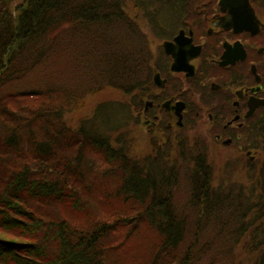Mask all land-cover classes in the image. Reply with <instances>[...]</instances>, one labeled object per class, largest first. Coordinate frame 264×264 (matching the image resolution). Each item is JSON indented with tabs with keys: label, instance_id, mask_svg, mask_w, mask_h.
<instances>
[{
	"label": "trees",
	"instance_id": "trees-1",
	"mask_svg": "<svg viewBox=\"0 0 264 264\" xmlns=\"http://www.w3.org/2000/svg\"><path fill=\"white\" fill-rule=\"evenodd\" d=\"M128 6L0 0V264H264V139L246 193L213 186L205 152L184 148L189 164L168 166L166 152L136 153L124 135L153 74ZM60 49L70 85L48 71ZM105 90L123 99L88 104ZM240 243L251 261L233 255Z\"/></svg>",
	"mask_w": 264,
	"mask_h": 264
},
{
	"label": "flooded vegetation",
	"instance_id": "flooded-vegetation-1",
	"mask_svg": "<svg viewBox=\"0 0 264 264\" xmlns=\"http://www.w3.org/2000/svg\"><path fill=\"white\" fill-rule=\"evenodd\" d=\"M153 2L156 5L153 20L158 21V32L162 33L163 59L156 65L162 70L160 76L165 84L161 89L145 92L142 113L149 119L145 123L153 118L155 121L158 111H163L171 121L176 120L174 105L181 101L183 125L187 120L196 125L205 119L214 139L221 144L238 142L240 130L245 127L261 134L264 130V0ZM178 36L179 42L175 40ZM164 41H170L175 49L187 55L184 71H171L174 58L165 53ZM146 101L150 102L147 108ZM168 126L173 129L171 122H167ZM249 152L253 153L247 150L249 160L254 161Z\"/></svg>",
	"mask_w": 264,
	"mask_h": 264
},
{
	"label": "rangeland",
	"instance_id": "rangeland-1",
	"mask_svg": "<svg viewBox=\"0 0 264 264\" xmlns=\"http://www.w3.org/2000/svg\"><path fill=\"white\" fill-rule=\"evenodd\" d=\"M138 1L140 0H127V5H129L128 13L136 23L139 30L146 35L149 47L148 49H150V53L152 55L150 63L154 66L155 64H159L163 59L160 51L162 33L157 34V30L154 31V27H157L158 23L157 20H153L156 5L153 0H142L144 1V3H141L142 5L139 4ZM64 46L65 45H63V47ZM56 55L57 58L54 61V67L48 71H50V73L58 71L59 74L61 70L63 71L62 78L65 79L64 73L70 72V62L67 61V59H63V57L70 56L71 54L68 50L60 49L56 51ZM62 78H60L59 81L61 85L64 83L66 85H70V83L66 81L67 78L64 82H61ZM148 87L149 86L147 85L144 89H147ZM13 88L16 90L22 88V86L19 83H15ZM152 90L153 89L150 90V93ZM132 96L129 98V104H135L139 98L136 95ZM116 98L120 100L123 99L121 92L118 93L113 90H105L101 93L87 97L88 104L91 105L100 100L101 102L108 99H110L109 101H112ZM145 98L146 97H144V99ZM32 100L33 99L31 98H22L20 96L15 98L16 103L14 104L25 106L28 105L29 102H32ZM142 109L141 105L140 107L132 105V115L130 119L134 125H131L129 129H124H128L127 131H123L124 135L130 139L135 147L136 153L138 152L143 155H148L153 152V147L155 149L158 148L163 153L166 152V155L171 158V160L168 161V166H178L180 168L182 164L185 165L186 161V165L189 164V160L181 156V150L185 148L184 153L186 152L187 155L190 156L192 153L190 151L197 149L199 152H205L206 154L207 164L209 168H211L213 186H223L228 189L231 184H235L236 188L242 186L244 192L246 193L253 189V185L256 184V182H253L254 172L250 173L249 168H251L254 164L257 166L260 161L263 160L262 144H260V141L264 139L263 136L260 137L261 140L258 138V143L254 129L246 127L242 128L240 130L241 138L238 142H234L232 144H221L220 141H216L214 139L209 123L205 119L197 121L196 125L193 123H185L182 128H179L175 124V119H172L171 121L163 111H158L159 117L156 118L155 121L153 120L154 118L150 119L149 123L146 124L145 122L149 119L145 118L142 113ZM155 113L156 111L153 110V114ZM151 114L152 112H149V115ZM152 121L155 124L152 123ZM167 122H171L173 129L170 126H168L169 128L166 127ZM258 144L259 146H257ZM247 150H251L253 152L252 154L250 152L248 154L254 156V161L249 160L246 153ZM190 158H192V156ZM251 162L253 164L250 165ZM183 172V170L179 171V182L175 187L174 197H176L179 201L177 205H180V203L186 199L188 194L187 182L184 175L185 172ZM177 207L180 208L181 206ZM129 244L133 247L136 246L133 239L129 241ZM140 247L141 246H139V248ZM233 255L238 257L241 261H251L253 255L255 254H248L246 252L245 245L240 243L235 248Z\"/></svg>",
	"mask_w": 264,
	"mask_h": 264
},
{
	"label": "water",
	"instance_id": "water-1",
	"mask_svg": "<svg viewBox=\"0 0 264 264\" xmlns=\"http://www.w3.org/2000/svg\"><path fill=\"white\" fill-rule=\"evenodd\" d=\"M180 34L182 35V33H180ZM179 38L180 37L178 36V37H176L175 40L177 42H179ZM163 46H164V49H165L166 53L171 54L173 56V58H174V62L172 64V70L173 71L182 70L183 66L185 65V63L187 61V55L184 52H181V51L175 49L173 43H171V42L166 41V42H164ZM189 73L191 74V72H189ZM154 78H155V82L158 85H160V86L163 85V82L160 80L159 74H155ZM256 103H257V101H256ZM181 105L182 104L180 102L176 103V107H177L176 113L179 116V120L177 122L178 124H181V118H180L181 117V114H180L181 113ZM251 112H252V108L248 112V115Z\"/></svg>",
	"mask_w": 264,
	"mask_h": 264
}]
</instances>
